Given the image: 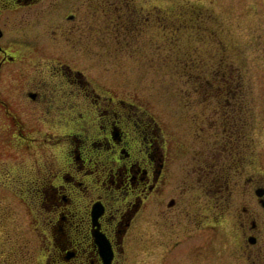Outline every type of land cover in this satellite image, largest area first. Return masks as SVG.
I'll return each instance as SVG.
<instances>
[{
  "label": "flooded vegetation",
  "instance_id": "1",
  "mask_svg": "<svg viewBox=\"0 0 264 264\" xmlns=\"http://www.w3.org/2000/svg\"><path fill=\"white\" fill-rule=\"evenodd\" d=\"M45 1L0 0V113L14 127L13 138H21L36 152L44 151L33 158L23 189L39 227L37 264H129L144 202L149 199L156 207L161 203L163 211L178 206L176 197L162 196L167 180L165 147L153 122L138 112L139 106L96 91L89 61H84L87 55L73 53L77 47L72 31L82 24L89 27L77 16L86 2L91 5L94 0L77 2L71 12L57 17L60 20L49 32L46 27L42 31L40 23L58 6L56 0L47 5ZM95 1L93 8L86 6L87 16L96 9L107 15L99 4L110 0ZM124 18L115 27H135L140 21L133 13ZM60 23H65L63 29ZM57 32L67 39L65 55L71 56L64 62L56 58ZM42 33L52 34L50 41ZM234 87L238 93L239 87ZM234 87L226 92L232 93ZM6 92L15 93L16 101L4 100L1 93ZM231 96L216 107L217 118L203 122L217 135L214 149L230 158L224 165L219 160L200 166V197L207 196L215 212L211 224L229 234L233 243L234 248L221 254L239 264H264V154L260 165L256 155L247 154L241 103ZM46 124L54 131L46 132ZM175 211L179 215L182 210ZM188 212L186 208L173 224L187 225Z\"/></svg>",
  "mask_w": 264,
  "mask_h": 264
},
{
  "label": "rangeland",
  "instance_id": "2",
  "mask_svg": "<svg viewBox=\"0 0 264 264\" xmlns=\"http://www.w3.org/2000/svg\"><path fill=\"white\" fill-rule=\"evenodd\" d=\"M77 2L82 1L56 0L58 9L40 23L42 31L46 27L49 32ZM95 3L86 2L77 16L89 27L82 24L72 31L70 37L77 47L73 53L87 55L84 61H89L97 92L139 106L138 112L153 122L167 158L162 196L178 201L177 208H166V212L161 203L156 207L149 199L144 202L129 264H239L221 254L233 243L229 234L225 236L211 224L215 212L207 196L200 197V166L210 167L219 160L224 165L230 158L214 149L217 135L204 128L203 122L217 118L216 107L236 95L246 122L247 154L256 155V165L262 164L264 0H110L99 4L106 7L107 15L96 9L92 17L87 16V7ZM132 13L140 19L137 27H115L116 21ZM64 24H59L62 29ZM42 35L50 41L52 34ZM55 36L60 54L56 58L60 62L71 59L65 55L67 39L61 32ZM235 85L238 93L233 92ZM228 87H234L232 93L226 92ZM1 96L10 103L16 101L15 93ZM4 118L0 113V264H37L39 227L24 201L23 189L32 174L33 158L44 151L36 152L22 144L21 138H13L14 127ZM44 130L54 131L49 124ZM203 175L208 179L209 175ZM186 208L187 225L173 224ZM175 210L182 211L177 215ZM199 217L205 221L199 222Z\"/></svg>",
  "mask_w": 264,
  "mask_h": 264
}]
</instances>
